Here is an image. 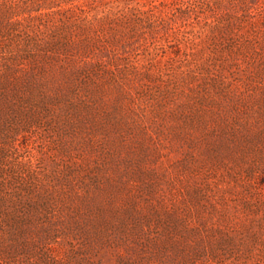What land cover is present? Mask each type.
<instances>
[{
	"label": "rangeland",
	"instance_id": "1",
	"mask_svg": "<svg viewBox=\"0 0 264 264\" xmlns=\"http://www.w3.org/2000/svg\"><path fill=\"white\" fill-rule=\"evenodd\" d=\"M0 108V264H264V0H0Z\"/></svg>",
	"mask_w": 264,
	"mask_h": 264
},
{
	"label": "trees",
	"instance_id": "2",
	"mask_svg": "<svg viewBox=\"0 0 264 264\" xmlns=\"http://www.w3.org/2000/svg\"><path fill=\"white\" fill-rule=\"evenodd\" d=\"M15 121L19 112L13 110ZM7 111L0 108V211L6 208L8 202L15 205L26 202L31 194V186L23 177V162H20L18 152V133L13 132V120L6 116ZM12 149V150H11ZM15 152V153H14ZM26 200V201H25Z\"/></svg>",
	"mask_w": 264,
	"mask_h": 264
}]
</instances>
